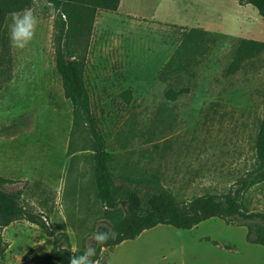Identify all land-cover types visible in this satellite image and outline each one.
Segmentation results:
<instances>
[{"label":"rangeland","instance_id":"rangeland-1","mask_svg":"<svg viewBox=\"0 0 264 264\" xmlns=\"http://www.w3.org/2000/svg\"><path fill=\"white\" fill-rule=\"evenodd\" d=\"M145 10L158 0H137ZM211 31L188 30L99 11L82 46L84 82L115 175L156 174L179 202L222 195L256 168L255 139L264 106V51L233 75L240 40L264 42V20L237 0H184ZM183 2V3H184ZM207 9V12H206ZM38 24L23 50L11 48L7 18L0 46V178L19 204L67 234L73 251L90 247L102 223L91 139L64 97L55 70L59 17L31 0ZM219 18V20H217ZM219 21V24H216ZM186 90L169 101L168 91ZM130 91L131 100L122 98ZM264 213V183L244 195ZM0 264H37L52 238L22 219L0 231ZM244 227L210 219L190 230L157 226L103 249L99 264H264V247Z\"/></svg>","mask_w":264,"mask_h":264},{"label":"trees","instance_id":"trees-1","mask_svg":"<svg viewBox=\"0 0 264 264\" xmlns=\"http://www.w3.org/2000/svg\"><path fill=\"white\" fill-rule=\"evenodd\" d=\"M59 17L58 36L55 47V70L60 77L64 97L69 101L73 113L86 127L93 152L94 181L97 199L100 202L102 223L96 231H108L112 235L102 246L93 240L90 247L96 248L91 258L99 264L101 251L112 249L124 241L136 239L140 234L157 226H169L177 230H190L200 223L218 219L228 226L244 227L249 244L264 247V213L249 212L244 206L245 193L264 183V106L262 120L255 139L256 168L240 177L233 189L226 194H205L187 202H179L170 190L160 184L156 174L144 178L115 175L114 157L106 151V145L98 130L92 111L91 97L84 82V57L81 48L99 11L116 13L120 0H46ZM239 5L255 8L264 20V0H237ZM31 0H0V46L7 18L11 13L30 8ZM195 30V29H192ZM191 30V31H192ZM200 30V29H196ZM264 51V42L240 40L233 52L226 73L233 75L243 63L256 59ZM186 90H170L165 97L175 101L186 94ZM122 98L131 100L130 91ZM9 183L0 178V231L13 220L22 219L37 227L52 238L51 250L36 257L37 264H69L71 255H80L83 250L73 251L65 233H57L48 227L40 214L22 207L18 195L4 190ZM6 245L0 234V260Z\"/></svg>","mask_w":264,"mask_h":264},{"label":"crops","instance_id":"crops-1","mask_svg":"<svg viewBox=\"0 0 264 264\" xmlns=\"http://www.w3.org/2000/svg\"><path fill=\"white\" fill-rule=\"evenodd\" d=\"M183 2L184 0H158L155 6L145 10V6L141 7L137 0H120L116 14L188 30L211 31L209 28L215 24L212 19L208 17L203 21L200 16L191 17L194 5ZM217 23L219 24V21H216Z\"/></svg>","mask_w":264,"mask_h":264},{"label":"clouds","instance_id":"clouds-1","mask_svg":"<svg viewBox=\"0 0 264 264\" xmlns=\"http://www.w3.org/2000/svg\"><path fill=\"white\" fill-rule=\"evenodd\" d=\"M37 24L36 16L29 9L11 13L7 31L10 47L17 50L25 49L34 39ZM111 235L108 231H96L92 234V239L97 246H102L110 239ZM95 253V247H88L80 255H71L69 264H94L91 258Z\"/></svg>","mask_w":264,"mask_h":264}]
</instances>
